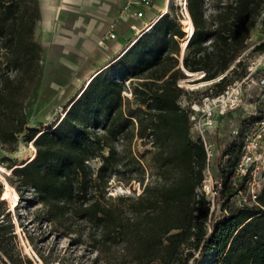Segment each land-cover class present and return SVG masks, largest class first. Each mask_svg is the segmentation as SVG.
I'll use <instances>...</instances> for the list:
<instances>
[{
  "label": "trees",
  "instance_id": "1",
  "mask_svg": "<svg viewBox=\"0 0 264 264\" xmlns=\"http://www.w3.org/2000/svg\"><path fill=\"white\" fill-rule=\"evenodd\" d=\"M205 5L206 0H188L194 32L183 63L185 31L167 14L99 72L54 127L39 132L28 126L26 114L42 71V47L35 39L39 0H0V145L15 152L23 136L36 149L32 159L13 167L10 183L19 198L38 200L40 220L50 224L53 234L95 252L96 264H188L192 258L193 264H264V188L257 203L230 205L237 190L230 178L241 146L225 150L223 157L237 156L221 168L225 208L214 220L210 201L198 191L207 152L191 133L178 83L186 71L202 72L200 80L211 81L242 66L244 61L236 60L264 12V0H227L209 16ZM253 51L263 52L264 41ZM120 67V75H110ZM226 78L216 82L214 95L233 83ZM126 82L132 98L124 94ZM135 139L152 143L149 151L159 173H174L175 182H148L136 197L114 198L107 188L121 171L127 185L145 184L142 162L136 161V169L125 167ZM120 141L129 143V152L119 150ZM4 211L0 216L5 218L10 211ZM3 222L0 248L12 264H24L4 246L16 234L11 223Z\"/></svg>",
  "mask_w": 264,
  "mask_h": 264
},
{
  "label": "rangeland",
  "instance_id": "2",
  "mask_svg": "<svg viewBox=\"0 0 264 264\" xmlns=\"http://www.w3.org/2000/svg\"><path fill=\"white\" fill-rule=\"evenodd\" d=\"M160 1L162 5L165 3L167 4L168 2L167 0ZM181 1L183 2V0H170L168 15L171 19L179 20L183 31H185L184 38L180 40V62L182 63L183 48L193 34L194 28L191 17L189 18V22L181 15L179 6V2ZM226 1L227 0H206V15L209 16L211 13L216 12L217 5ZM263 14L264 12L255 27H257L262 21ZM40 27L41 22H38L35 39L42 47V71L31 95L26 101V114L28 126L39 132H44L50 130L63 118L66 109L69 108V103L74 98H77L81 88H83L88 74L84 69L79 71L78 63H76L73 58H69L70 64H75L77 68H71L68 65L69 62L64 63V61H67V58H64V56H67L66 52L61 49L57 50L56 53L60 59H64L59 62V65L53 67V61L50 57L53 56V42H42L45 41L44 34L46 33V27L40 31L39 35ZM50 39H47L46 41H49ZM256 45L257 44H255L251 34L245 49L248 48L253 50V47ZM254 60L258 61V64L255 66V71L243 84L242 101L244 106L219 118L214 130L207 134L208 141L214 145V157L211 160V168L213 175L217 177L220 175V164H230L237 156V154H227L223 157V152L231 149L234 145L241 146V138L237 137L234 131L240 128L244 120L248 119L247 117L250 116L253 107L256 106L259 111H264V83L261 82L264 78V53L260 54L254 51L251 52L250 59L243 62L244 64H242V66L237 67L234 72L227 71L214 80L202 81L200 80L204 76L202 72L189 74L186 71L187 77L180 79L178 82L184 89V94L180 99L181 105L200 116V112H195L194 109L201 110L205 96L207 94H214L216 82H219L225 76H227V82L241 80L247 73L249 66H251L249 65L250 62ZM121 69V67L116 70L111 69L110 75H120ZM126 85L127 91L124 92V94L132 98V85L129 82H126ZM197 133L198 132L195 129L193 136L198 135ZM32 143L33 141H27L21 136L18 149L15 152H8L0 145V186L2 192L0 199L3 201V203L0 204V210L3 211L5 209V214L10 211L5 218L4 215L0 216V223L4 221L2 224L5 226L11 223L13 225L14 233L16 234L15 238L7 240L9 245L4 246L15 257H21L24 264H28V262H26L27 259H30L33 264H96L94 263L95 252L91 253L89 247L86 245L69 244V238L53 234L50 224L46 221L40 220L38 210L40 209L41 204L38 203L36 198L33 200L31 199V202H29L21 199V196L19 195L20 198L18 197L19 201L16 205L10 200L3 198V194L6 190L5 181H7L8 184H11V170H13V167L21 166L22 163L34 157L36 149H32ZM131 147L132 154H128L126 157L128 163L125 167L136 169V161L142 162L146 168L145 184L141 185L137 181H132L130 185H127L125 183V172L121 171L113 176L112 180L109 182L107 195H111L114 198L118 196L136 197L143 192L144 187L148 182L154 185L157 183L170 184L175 182L176 175L174 173H159L153 155L149 151L152 149V143L149 142L147 145H144L141 140L135 139ZM118 148L119 150L129 152V143L127 141H120ZM96 165L99 166L100 161H98ZM11 186L13 185L11 184ZM31 193L32 191L28 194L31 195ZM207 197L211 200L212 217L214 220H217L224 213L225 205L221 199H215L213 202V195L209 194ZM237 204H239V199L238 197H235L231 200L230 205ZM188 251L194 254V258L199 254V251L193 248H189ZM193 263L194 260L192 258L189 260L188 264ZM0 264H12L1 248Z\"/></svg>",
  "mask_w": 264,
  "mask_h": 264
},
{
  "label": "built area",
  "instance_id": "3",
  "mask_svg": "<svg viewBox=\"0 0 264 264\" xmlns=\"http://www.w3.org/2000/svg\"><path fill=\"white\" fill-rule=\"evenodd\" d=\"M156 1L157 0H125L118 20L128 22L130 17H134L137 21L132 24L129 22L131 29L135 32L130 47L142 36L151 33L154 26L165 15L169 14L168 9L165 14H163V11L159 12L153 19L147 21V11L155 8ZM167 1L170 3V0ZM179 6L182 17L184 19L190 18L188 0L179 2ZM116 27L117 22L112 25V31L109 33L108 38L112 40L116 39ZM254 48L255 47H253V50ZM253 50L248 48L245 49L237 58L236 62L248 61ZM258 53L262 54L264 51ZM257 64V60L250 62L249 65L251 66H249L246 75L241 80H236L227 85L222 93L218 95L207 94L204 98V104L201 106V110L194 109L195 112H200V116L190 111L192 121L191 133L193 135L195 129L197 130L198 135H194L193 137L202 139L207 152V164L204 171L205 178L198 191L200 194H205L206 197L209 194L213 195V202L215 199H221L223 201L222 194L224 183L221 173L218 177L213 175L211 160L214 157V145L208 141L207 134L214 130L219 118L244 106L242 101L243 84L251 77ZM261 82L264 83V78ZM247 118V120L242 122L243 124L240 128L234 131L235 135L241 138V150L230 178L231 185L237 189L233 197H238L239 204L237 205H253L257 203L258 197L264 188V111H259L255 106L250 116ZM222 167H224V164L221 163L219 167L220 171ZM208 200L211 204V200L209 198Z\"/></svg>",
  "mask_w": 264,
  "mask_h": 264
},
{
  "label": "crops",
  "instance_id": "4",
  "mask_svg": "<svg viewBox=\"0 0 264 264\" xmlns=\"http://www.w3.org/2000/svg\"><path fill=\"white\" fill-rule=\"evenodd\" d=\"M124 2L125 0H39V35L46 27L45 41L40 40L45 43L53 42V56H50L53 67L67 58L64 63L69 62L71 68H77L75 64H70L69 58H73L78 63L79 71L84 69L90 76L115 63L130 48L135 36L129 24L137 22L134 17H130L128 22L118 20ZM166 5L169 9V3L162 5L157 0L155 8L147 11L146 20H151L157 13L164 11ZM262 18L252 32L255 44L264 40V14ZM116 22L117 37L112 40L108 35ZM47 39L50 40L46 41ZM59 49L65 51L67 57L60 59L56 53ZM86 79L83 87L87 84Z\"/></svg>",
  "mask_w": 264,
  "mask_h": 264
},
{
  "label": "bare ground",
  "instance_id": "5",
  "mask_svg": "<svg viewBox=\"0 0 264 264\" xmlns=\"http://www.w3.org/2000/svg\"><path fill=\"white\" fill-rule=\"evenodd\" d=\"M177 1H180V0H177ZM167 4H168V2H167ZM167 5L165 6V10L163 11V14H165V12L167 11ZM187 20L189 21L190 19L189 18H187ZM190 22V21H189ZM192 37V36H191ZM190 37V38H191ZM190 38H189V40H190ZM189 40H188V42H189ZM188 42H187V44H188ZM186 44V45H187ZM186 47V46H185ZM185 47L183 48V55H184V49H185ZM99 72H95V73H93L92 75H90L89 77H88V79H87V84L81 89V91H80V93L78 94V96H77V98L82 94V92L85 90V88L88 86V84L92 81V79L98 74ZM65 115V114H64ZM31 147H32V149L33 150H35V147H34V145H33V143L31 144ZM11 173H12V170H11ZM5 185H6V190H5V192H4V194H3V198L4 199H7V200H10L11 202H13L15 205L18 203V201H19V198H18V194H17V192H16V190H15V188L13 187V186H11L10 184H8V182L7 181H5Z\"/></svg>",
  "mask_w": 264,
  "mask_h": 264
},
{
  "label": "water",
  "instance_id": "6",
  "mask_svg": "<svg viewBox=\"0 0 264 264\" xmlns=\"http://www.w3.org/2000/svg\"><path fill=\"white\" fill-rule=\"evenodd\" d=\"M188 45V44H187ZM187 45H186V47H187ZM186 47H185V49H184V52H185V50H186ZM183 60H184V55L182 56V63H183Z\"/></svg>",
  "mask_w": 264,
  "mask_h": 264
}]
</instances>
